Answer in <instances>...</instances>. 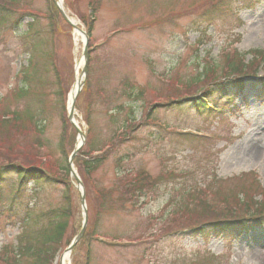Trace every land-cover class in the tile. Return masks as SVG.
Wrapping results in <instances>:
<instances>
[{"label": "rangeland", "instance_id": "rangeland-1", "mask_svg": "<svg viewBox=\"0 0 264 264\" xmlns=\"http://www.w3.org/2000/svg\"><path fill=\"white\" fill-rule=\"evenodd\" d=\"M50 1L5 0L0 6L5 15L0 22V166L12 161L26 166L49 162L58 173L59 165L67 164L58 146L63 130L61 116L66 120L63 108L76 80L81 79L83 87L75 100L74 113L81 131L95 144H106L119 123L116 121L130 106L134 108L139 125L133 135L139 153L127 168L160 174L167 163L177 166L172 163L176 155L185 170L196 174L211 165L199 157L214 150L216 172L226 180L219 183L222 190L252 183L254 177L256 190L259 185L264 188V90L259 93L264 83V62L255 76L245 77L243 97L236 100L235 107L218 100L223 109L214 114L211 106L200 111L176 102L198 93L211 79L227 74L222 69L225 52L264 50V0H224L227 14L212 19H204L201 12L216 0H101L91 36L97 45L84 76L81 66L76 68L83 43L74 41L72 27L51 18ZM66 1L73 4L75 13L88 12V0ZM246 2L255 5L240 9ZM69 17L84 29L77 14L70 13ZM31 20L32 31L26 35ZM34 43L41 45V54L33 59L40 65L38 72L25 68ZM46 63L49 66L43 68ZM205 67L212 69V75L199 79ZM54 68L62 81L58 97L54 94ZM26 87L27 92L20 95L19 90ZM13 111L21 119L15 126L4 124L2 120ZM27 114L34 115L42 127L39 131L26 119ZM65 125L69 129L67 120ZM72 130L70 127L69 132ZM204 134L211 136L209 141ZM188 149L198 153L186 158ZM114 170L113 157L109 156L92 178L84 180L92 225L97 234L121 240L140 235L144 242L127 247L94 239L84 241L76 251L77 264H84L87 251L89 264H264V229L256 228L241 237L183 236L180 228L186 227L184 218H167L166 211L160 209L173 184L160 186L161 194L137 209L108 211L96 218L95 191L115 184ZM6 186L0 199V257L9 256L24 214L30 213L37 220L48 206L59 205L61 200V186L36 188L30 183L10 209ZM75 201L74 218L68 223L63 243L79 230L81 209L76 192ZM150 214L153 217L149 218ZM60 249L54 264L62 263L64 248ZM67 264H73L71 257Z\"/></svg>", "mask_w": 264, "mask_h": 264}, {"label": "trees", "instance_id": "trees-1", "mask_svg": "<svg viewBox=\"0 0 264 264\" xmlns=\"http://www.w3.org/2000/svg\"><path fill=\"white\" fill-rule=\"evenodd\" d=\"M4 1L5 0H0V6L4 4ZM223 3L224 0H216L212 2V6L224 11L226 5L223 6ZM99 5L100 0H88V12L85 14L76 13L85 25L89 37H91L94 29L97 13L100 8ZM49 6L52 9L51 18H59L62 20L51 1ZM65 6L72 12L75 11L71 2L66 1ZM4 20L5 15L0 10V22ZM33 22L34 21L32 20L29 22V28L32 27ZM29 28L25 32L26 35L28 34V31H32V28ZM40 46L41 45L38 43H34L28 54L27 65L25 68H32V72H38L40 69V65H36L33 61L35 55L41 54ZM92 50L88 49L87 73L89 71L88 66L91 61L90 55ZM249 53L252 57L247 62L244 61L245 53H232L231 57L225 55L222 63L223 65H221L224 71L223 73L227 72V74H223L222 80H220L221 78H216L212 80L205 89L204 87L201 88L197 96L194 94L190 98L182 97L176 102H180L182 104L181 106L185 107L191 106L194 108H204L205 104L208 102L216 103L218 100L224 98L230 100L235 95L240 94L243 91V77L254 75L259 64L264 62L263 51L254 50ZM47 66H49L48 63L42 65L43 68ZM54 70L53 82L56 86L54 94L60 96V87L62 86L61 75L56 68H54ZM207 76L210 75L204 77ZM27 89L28 87L20 89L19 94H25ZM149 110H151L150 107L147 109V112H149ZM26 112H29V109H27ZM10 114L9 119H3L2 122L4 124L9 123V125L15 126L21 117L16 111L11 112ZM61 117L63 130L60 133L58 146L62 155L66 158L74 145L75 131L72 130V133H70V127L68 129L65 125L64 116L62 115ZM26 119L36 131H39V129L42 128L36 123V120H34L36 119L34 115L27 114ZM116 122L119 123L115 125V132L108 140L105 149L102 150V147L97 148L95 142H92L91 136L88 135L83 150L79 151L74 159L75 166L79 169L80 173L83 174V178L88 180L91 178L92 174L102 168L109 156L113 157V163L116 167V172L114 173L115 184L112 187L99 188L98 191H96L95 199L98 203L97 208H95L96 218L101 212L122 211L127 207H130V209L133 210L136 206L153 197L157 193L159 187L163 185L164 181H170L175 184L180 182L179 174L182 176L181 173H183L178 167H171L165 171L163 169L164 172L156 176H153L144 170L133 172L127 169V167H125L127 162L131 161L139 153L135 147L133 135L139 122L136 121L132 110H129L126 116ZM4 127L6 126L4 125ZM66 145H68V147H66ZM91 151H98L100 153L92 155ZM175 163H177V161H175ZM44 164L45 165L40 166L41 168L38 170H26L14 164L0 166V199H2L4 195L3 187L9 185L8 199L10 209L14 207L13 203L18 199L20 193L24 191V188H28L27 185L30 183L36 188L44 187V185L61 186L60 204L56 206H48L41 215L44 218L42 220L32 222L29 219V215H26L21 222L22 228L18 234V240L15 247L10 251L9 256L0 257V264H53L54 256L63 243L62 239L67 230L68 223L74 215L75 207L72 186L69 178V169L67 164L64 166L59 165V171L57 173L53 170L54 166L49 162H45ZM162 175L166 177L165 180ZM222 192L221 189L219 192H216V205L214 200L208 201L206 199L207 194L215 192L206 186L205 188H200L197 181L190 185L180 182L178 186L172 188L171 193L168 194L166 202L171 206L168 213L171 217L180 215L184 218L186 221V227L181 230L183 235H241L243 232H247L249 229L256 226H264V216H262L264 215V204L262 205L263 207L253 211L251 214H248L247 212L245 214L234 212L228 206H218L220 203L226 204V198L229 197ZM234 198L238 203L244 202L243 199L237 197ZM92 223L93 220L91 221L90 227L87 229L81 244L84 241L89 242L91 238L94 237L96 231L94 230L95 228ZM140 239V236H131L126 240H133L136 242ZM67 242L68 240L66 243ZM77 249L78 248H75L72 251L73 264H77L75 260ZM89 261L90 256L87 251L83 263L88 264Z\"/></svg>", "mask_w": 264, "mask_h": 264}, {"label": "water", "instance_id": "water-1", "mask_svg": "<svg viewBox=\"0 0 264 264\" xmlns=\"http://www.w3.org/2000/svg\"><path fill=\"white\" fill-rule=\"evenodd\" d=\"M59 9H60V11H61V13H62V15L64 16V18H66V16H65V14H64V12H63V10L59 7ZM69 22V21H68ZM83 34H85V32H83V31H81ZM83 57H84V60L86 61V58H87V52H86V48H84V51H83ZM85 69V68H84ZM80 87V86H79ZM72 116H73V105H72V107H71V109H70V112H69V114H68V118H69V120H72ZM75 151L72 153V156H71V158H73L74 157V155H75ZM70 163H71V160H70ZM83 196H81V204L83 205ZM84 227H85V221L83 222V226H82V229L80 230V232H79V234L74 238V240H73V242H72V245L80 238V236L82 235V233H83V231H84ZM71 249V246L68 248V250H70Z\"/></svg>", "mask_w": 264, "mask_h": 264}, {"label": "bare ground", "instance_id": "bare-ground-1", "mask_svg": "<svg viewBox=\"0 0 264 264\" xmlns=\"http://www.w3.org/2000/svg\"><path fill=\"white\" fill-rule=\"evenodd\" d=\"M74 22V21H73ZM82 40L83 39V36H82V34L79 32V31H75V35H74V41L76 42L77 40ZM82 58H80L79 59V61L77 62V64H76V68L78 69L80 66H81V64H82ZM79 80L77 79V81H76V83L78 82ZM76 83H75V85H74V87H73V89H72V91H71V93L69 94V103H70V100L72 99V96H73V94H74V92H75V89H76ZM67 260H68V255H66V254H63V256H62V262H63V264H67Z\"/></svg>", "mask_w": 264, "mask_h": 264}]
</instances>
